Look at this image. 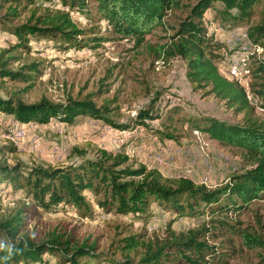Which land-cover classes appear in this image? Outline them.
<instances>
[{
    "label": "rangeland",
    "instance_id": "rangeland-1",
    "mask_svg": "<svg viewBox=\"0 0 264 264\" xmlns=\"http://www.w3.org/2000/svg\"><path fill=\"white\" fill-rule=\"evenodd\" d=\"M184 7L168 11L163 28L156 27L144 36L136 46L133 37L113 32L106 20L96 12L93 4L83 10L62 7L58 0L37 3L38 6L18 7V18L9 16L12 23H20L36 9V15L44 13L46 5L68 10L75 23L86 29L92 39L79 49H63L53 41L31 38L25 52L12 51L15 59L8 61L10 69H19L36 64L37 71L24 70L31 75L29 80L0 78V96L16 94L31 103L46 97L53 102H62L68 97L90 98L97 105L108 104V115L120 123H128L140 109L152 107L159 114L155 120H147L151 128L136 125L120 130L103 120L78 116L72 123L50 119L47 123L17 122L13 116L0 112V145L12 143L18 157L34 164H68L78 161L73 146L85 151L88 157H99L103 151L124 153L128 160L124 165L137 168L140 165L156 169L165 180L187 176L209 187L228 181L232 174L250 168L251 161L233 146L220 144L208 135L196 130L191 120L209 116L231 123H240L242 114H236L212 94L195 90L186 77L185 60L174 56L168 60L156 58L145 43L163 44L175 31L179 22L188 13ZM9 3L0 0V16L7 11ZM14 5V4H12ZM222 7L215 2L204 14L203 28L209 43H214L219 58V72L229 79H237L248 92L250 101L256 98L249 92L252 64L264 59V51L256 50L244 36L248 22H233L215 11ZM257 20V15L251 22ZM15 37L0 26V50L7 48ZM260 47V46H259ZM261 48V47H260ZM6 57V55H5ZM245 63V64H244ZM261 112L260 109L257 110ZM169 127L176 138H160L155 130ZM71 151V153H70ZM8 163H13L10 156ZM92 203V214H83L73 207L58 206L44 209L34 206L20 190L0 181V219L13 215L20 209L23 217V232L34 241H44L56 234H70L76 241L88 240L98 245V258H83L81 261L101 264L109 256L120 258L116 249L120 239L128 234H142L143 240L161 239L168 234V226L175 232L197 228L210 218L223 219L212 224L207 236L215 254L206 264H264V195L251 201L240 211H205L195 216L177 217L151 203L152 214L145 218L138 214L120 215L114 210L105 211L94 204V196L86 192ZM228 223V224H225ZM243 233L257 237L256 246L244 244ZM134 252L131 253L134 256ZM45 264H59L57 256L46 254ZM136 260L138 256H134Z\"/></svg>",
    "mask_w": 264,
    "mask_h": 264
},
{
    "label": "trees",
    "instance_id": "trees-1",
    "mask_svg": "<svg viewBox=\"0 0 264 264\" xmlns=\"http://www.w3.org/2000/svg\"><path fill=\"white\" fill-rule=\"evenodd\" d=\"M9 3L7 11L0 16V26L15 37L7 48L0 50V78L29 80L24 70L36 72V64L19 69H10L8 61L15 59V50L27 51L31 38L53 41L63 49H79L87 46L90 39L86 29L80 28L68 10L46 5L44 13L36 15V9L20 23H12L9 16L18 18L19 6L27 8L37 3H51L53 0H1ZM62 7L83 10L93 4L96 12L107 21L113 32L133 37L136 46L144 36L156 27L163 28L168 11L184 7L181 0H58ZM185 5L187 16L181 20L175 31L163 44L145 43L156 58L165 61L174 56L185 60L186 77L195 90L212 94L234 113L242 114L240 123H231L215 117L201 116L191 120L192 126L220 144L240 149L251 161V167L241 173L232 174L225 183L209 187L197 183L187 176L162 178L156 169L144 165L137 168L124 165L128 157L124 153L103 151L99 157H88L85 151L73 146L78 161L68 164L30 163L19 158L12 143L0 145V181L23 192L30 203L44 209L56 210L73 207L83 214H92V203L86 192L94 196V204L105 211L114 210L120 215L138 214L147 218L152 214L151 203L173 212L174 217L195 216L205 211L210 214L221 211H240L254 199L264 195V59L255 60L251 69L249 92L256 102L250 101L247 90L236 79L222 75L217 67L219 58L214 43H209L203 28L205 11L220 2L217 13L233 22H248L245 29L248 40L264 51V0H191ZM14 4V5H12ZM257 15V20L251 19ZM6 55V57H5ZM260 109L261 112L257 110ZM0 111L13 116L20 123H47L56 119L72 123L78 116L103 120L109 126L132 129L136 125L151 128L148 120L159 118L152 107L140 109L128 123L113 120L108 113V104L97 105L90 98L68 97L62 102H53L46 97L27 103L16 94L0 96ZM162 139H174L169 127L155 130ZM70 151V153H71ZM10 156L13 163L7 162ZM20 209L13 215L0 219V264H45L46 254L57 256L59 264H101L83 262V258H98L99 248L88 240L78 242L70 234H56L44 241H34L23 232V217ZM223 219L210 218L200 227L185 232H175L168 226V234L161 239L143 240L142 234H128L120 239L116 249L120 258L109 256V264H206L215 251L207 236L212 224ZM228 224V223H225ZM244 244L255 247L257 237L243 233ZM138 256V259L131 255Z\"/></svg>",
    "mask_w": 264,
    "mask_h": 264
},
{
    "label": "built area",
    "instance_id": "built-area-1",
    "mask_svg": "<svg viewBox=\"0 0 264 264\" xmlns=\"http://www.w3.org/2000/svg\"><path fill=\"white\" fill-rule=\"evenodd\" d=\"M244 36L246 37V39L248 40V38H247V36H246V33L244 34ZM249 41V40H248ZM250 42V41H249ZM251 43V42H250ZM252 44V43H251ZM253 45V47H254V49H256V50H259V49H262V48H260L259 46H257V45H254V44H252ZM245 64V63H244ZM237 80V79H236ZM247 94H248V92H247ZM249 98V97H248ZM1 112V111H0ZM3 113V112H2ZM17 121V120H16ZM18 122V121H17Z\"/></svg>",
    "mask_w": 264,
    "mask_h": 264
}]
</instances>
